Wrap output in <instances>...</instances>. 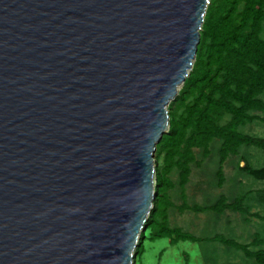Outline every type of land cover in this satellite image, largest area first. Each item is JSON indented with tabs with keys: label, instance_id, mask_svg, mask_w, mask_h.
Segmentation results:
<instances>
[{
	"label": "water",
	"instance_id": "1",
	"mask_svg": "<svg viewBox=\"0 0 264 264\" xmlns=\"http://www.w3.org/2000/svg\"><path fill=\"white\" fill-rule=\"evenodd\" d=\"M208 0H0V264H133Z\"/></svg>",
	"mask_w": 264,
	"mask_h": 264
},
{
	"label": "trees",
	"instance_id": "2",
	"mask_svg": "<svg viewBox=\"0 0 264 264\" xmlns=\"http://www.w3.org/2000/svg\"><path fill=\"white\" fill-rule=\"evenodd\" d=\"M199 35L192 68L168 105V130L156 145L155 157L162 156V166L154 168L155 198L145 222L148 240L168 239L172 246L180 242L218 243L240 252L252 264H264V236L258 233L249 243L241 244L222 235L198 238L168 222L167 212L174 207L169 192L175 188L168 175L176 170L177 185L184 188L191 174L190 165H200L194 158V149L205 159L212 140L220 141L218 188L225 182L223 165L230 155L236 157L241 148H254L264 155V135L240 131L247 125L264 124V0H210ZM240 159L239 171L260 183V188L242 190L231 201L220 195L209 206L183 203L178 209L210 211L217 216L231 211L242 216L245 223L251 218L264 223V215L251 211L255 206L264 208V161L255 168L244 157ZM140 235L142 238V232ZM141 248L142 245L135 248L137 256Z\"/></svg>",
	"mask_w": 264,
	"mask_h": 264
},
{
	"label": "rangeland",
	"instance_id": "3",
	"mask_svg": "<svg viewBox=\"0 0 264 264\" xmlns=\"http://www.w3.org/2000/svg\"><path fill=\"white\" fill-rule=\"evenodd\" d=\"M209 2L210 0H208V4ZM261 98L264 101V94ZM240 131L250 135L263 136L264 124L247 125L240 128ZM219 146V140H212L210 154L205 159L200 151L193 150L194 158L200 165H190L191 174L184 188L180 189L177 185L178 172L176 170L171 171L168 175V178L175 184L174 190L169 192V199L174 207L169 208L167 212L168 222L171 227L181 229L198 238L222 235L241 244L249 243L254 233L264 236L263 222L251 218L249 223H245L242 216L231 211L217 216L210 211L194 213L178 209L183 203L187 206H209L215 203L220 195H224L231 201L240 195L242 190H254L262 186L244 176L238 166H242L240 158L244 157L250 165L259 168L263 164L264 155L254 148H241L236 157L230 155L227 158L223 165L225 182L218 188L216 171ZM155 164L157 168H161L162 156L155 157ZM251 211L264 215V208L255 206ZM145 230L146 228L142 231V238L139 237L137 242V246L142 245L141 254L137 256L135 252L133 264H252V261L246 260L240 252L226 249L218 243L180 242L176 246H172L168 239L148 240L149 232Z\"/></svg>",
	"mask_w": 264,
	"mask_h": 264
}]
</instances>
